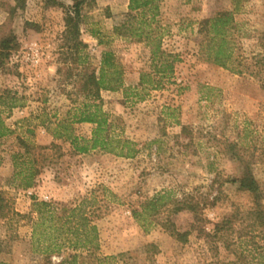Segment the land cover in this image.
Returning a JSON list of instances; mask_svg holds the SVG:
<instances>
[{
    "label": "rangeland",
    "instance_id": "374dc122",
    "mask_svg": "<svg viewBox=\"0 0 264 264\" xmlns=\"http://www.w3.org/2000/svg\"><path fill=\"white\" fill-rule=\"evenodd\" d=\"M57 2L25 0L16 8L15 0H0V26L15 35L18 46L0 66V120L11 130L0 139V192L4 213L25 216L0 213V263L69 264L77 254L76 264H93L84 250L64 248L48 256L31 244L36 199L58 208L84 203L85 216L98 229L96 254L110 258L109 264H264V237L251 231L245 216L232 217L253 203L228 182L241 170L224 153L226 142L246 136L264 190V70L259 75L256 64L264 56V0H163L158 11H146L134 23L135 33L123 27L129 0H85L82 60L98 74L103 52L114 54L122 86L113 81L114 90H101L100 108L112 126L109 135L133 142L130 159L100 149L78 153L59 136L64 130L57 126L85 101L74 95L75 79H68L73 66L64 18L72 2ZM225 12L233 13V70L207 61L206 37L199 32L202 21ZM156 45L160 51L153 56ZM143 75L152 83L141 84ZM70 128L82 145L95 126ZM22 141L38 146L29 155L38 170L30 189L20 188L23 177L14 176V157L25 151ZM162 193L168 198L153 221L133 216ZM190 197L200 203L196 222L190 211L173 205ZM260 205L264 211V198ZM228 219L233 224L214 235L216 224ZM167 221L187 236L165 230ZM150 244L157 253L146 254Z\"/></svg>",
    "mask_w": 264,
    "mask_h": 264
},
{
    "label": "trees",
    "instance_id": "16d2710c",
    "mask_svg": "<svg viewBox=\"0 0 264 264\" xmlns=\"http://www.w3.org/2000/svg\"><path fill=\"white\" fill-rule=\"evenodd\" d=\"M51 3L57 4V1L67 0H49ZM69 1V0H68ZM72 6L65 8V34L64 38L70 46H67V57L70 59V65L77 71H72L68 74V79H75L74 95L76 97H83L84 104L81 108L77 109L74 114H69L68 118L57 128H63L64 134L59 135L60 138H66L74 146L75 151L78 153H87L89 150L100 149L104 152L114 154L122 158H133L136 154L134 150L133 142L122 139L119 137H111L109 131L111 125L108 122L106 114H104L100 108L102 99L100 96L101 90H114L112 86L113 81H116L117 86H122V81L119 77L115 76L117 73V64L115 63L114 54L112 52H103L101 59V67L97 74L95 69H89L86 62L82 60V53L86 48V44L81 40V28L82 23V9L85 4V0H70ZM163 0H129L128 10L129 13L124 15L128 18L123 22V27H126L127 32H137L136 28H132L134 23L141 17L146 16V11H158V3ZM17 7H23L25 0H15ZM19 5V6H18ZM16 8H12L13 11ZM12 11V12H13ZM135 14V15H134ZM233 13L225 12L220 13L214 17L208 18L201 22L199 32L205 35V55L207 61L224 69L233 70L235 62L234 48L235 44L232 41L231 30L233 28ZM115 31L119 28L115 27ZM4 25L0 26V66L3 65L4 60L7 59L10 54L17 49V38L12 32L4 33ZM90 35H94L90 32ZM261 48L264 50V34L261 39ZM160 51V45H156L153 50V56ZM256 64L259 66L258 74H263L264 70V56L258 59ZM113 69L114 72L109 74V70ZM257 74V75H258ZM115 78L106 79L109 76ZM150 76L143 75L141 78V84L147 83ZM151 81V80H150ZM152 83V81H151ZM160 84V82H158ZM70 95V94H69ZM71 96V95H70ZM70 123H88L95 126L90 140H83L84 144H80L79 138L72 135ZM11 130L5 126L0 120V139L10 134ZM240 141L226 142L224 153L232 161L237 162L240 165L241 173L237 178L231 179L228 182L237 186V190L246 193L252 200L253 207L248 212H236L232 217L242 216L250 223V229L254 233L260 234L264 237V211L261 209L260 200L264 198V190L261 188L258 180L254 175L253 166L257 162L255 154L251 153L249 144L246 142V136L241 137ZM21 144L25 146L23 153H17L14 157L15 165V177H23V180L19 184L20 188L30 189L34 186L35 178L38 174V170L33 168L36 163L35 158L30 159L29 155L34 152L38 146L27 144L22 141ZM40 148V147H39ZM260 158V157H259ZM21 160V164L19 161ZM31 164V168L24 171L22 166L25 164ZM168 193L158 194L154 198L146 201L141 205V211L134 212L133 216L139 218L143 215H148L152 221L158 215L161 208L166 203ZM2 199V200H1ZM3 198L0 192V213L2 217H8L9 215L13 219H21L25 216L8 210L7 204L3 205ZM175 211L186 209L190 211L195 222L198 221V210L200 203L195 201L193 197L188 200L174 201ZM84 203L77 206L68 208L53 205L46 201L34 200L33 212L37 216L32 222L31 229V244L36 247H41L43 254L51 256L52 254H59L64 248H71L74 251L84 250L92 258L93 264H109L110 258L101 257L96 254L98 249L99 234L96 225L85 216L83 211ZM233 224L231 219L225 220L224 224H216L213 232L214 235H218L225 231V226ZM165 230H172L171 234L177 235L179 239H183L187 234H176L175 224L173 222H165L162 224ZM194 227V226H193ZM227 231V230H226ZM209 235V234H208ZM44 242V246L41 243ZM146 254L153 255L157 253L158 247L155 244L146 246ZM4 251V242L0 240V253ZM81 257L77 254H72L69 257V264H76ZM66 260L61 264H65ZM2 264V263H0Z\"/></svg>",
    "mask_w": 264,
    "mask_h": 264
},
{
    "label": "crops",
    "instance_id": "0c3cea01",
    "mask_svg": "<svg viewBox=\"0 0 264 264\" xmlns=\"http://www.w3.org/2000/svg\"><path fill=\"white\" fill-rule=\"evenodd\" d=\"M128 5H129V4L127 3V4H126V8H128ZM125 11H127V10H125Z\"/></svg>",
    "mask_w": 264,
    "mask_h": 264
},
{
    "label": "built area",
    "instance_id": "2783aa9c",
    "mask_svg": "<svg viewBox=\"0 0 264 264\" xmlns=\"http://www.w3.org/2000/svg\"><path fill=\"white\" fill-rule=\"evenodd\" d=\"M33 61V60H32ZM34 62V61H33Z\"/></svg>",
    "mask_w": 264,
    "mask_h": 264
}]
</instances>
